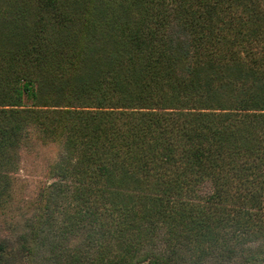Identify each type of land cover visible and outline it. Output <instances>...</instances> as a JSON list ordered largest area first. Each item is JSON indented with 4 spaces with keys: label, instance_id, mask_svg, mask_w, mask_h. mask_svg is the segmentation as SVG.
<instances>
[{
    "label": "trees",
    "instance_id": "16d2710c",
    "mask_svg": "<svg viewBox=\"0 0 264 264\" xmlns=\"http://www.w3.org/2000/svg\"><path fill=\"white\" fill-rule=\"evenodd\" d=\"M237 1L2 0L0 158L34 124L63 141L53 186L125 251L141 220L230 263L264 238V13L235 20ZM204 182L205 203L181 200Z\"/></svg>",
    "mask_w": 264,
    "mask_h": 264
},
{
    "label": "rangeland",
    "instance_id": "374dc122",
    "mask_svg": "<svg viewBox=\"0 0 264 264\" xmlns=\"http://www.w3.org/2000/svg\"><path fill=\"white\" fill-rule=\"evenodd\" d=\"M237 2L245 7L237 6L227 14L235 20L243 10L248 12L249 7L252 10L255 7L257 16L264 13V0H251L250 4L246 0ZM171 27L175 29L176 23ZM187 61L190 63V59ZM30 104V99L22 96V107ZM62 150L63 141L29 124L26 136L7 156L0 158L1 180L6 184L5 188L0 187V244L4 247L0 264H71L76 260V264H145L153 256L168 257L167 264H193L184 238L175 236L177 243L175 239L166 243L164 227L159 224L149 229L146 223L137 220L131 233L137 235L138 242L125 251L123 241L110 233L112 229L101 227L96 216L81 218L85 213L79 214L70 193L60 192L52 184L56 177L51 170ZM209 193V182H204L181 200L203 204L205 201L201 199ZM71 219L78 221L74 228ZM103 248H107L108 253L100 260L98 256ZM235 253L236 257L229 259L232 261L228 264H264V238L256 237L238 245ZM254 255L255 259L244 262ZM210 259L202 264H212Z\"/></svg>",
    "mask_w": 264,
    "mask_h": 264
}]
</instances>
